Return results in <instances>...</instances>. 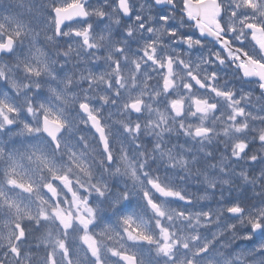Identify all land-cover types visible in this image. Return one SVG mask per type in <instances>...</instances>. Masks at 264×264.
<instances>
[{
  "label": "snow or ice",
  "instance_id": "1",
  "mask_svg": "<svg viewBox=\"0 0 264 264\" xmlns=\"http://www.w3.org/2000/svg\"><path fill=\"white\" fill-rule=\"evenodd\" d=\"M0 264H264V0H0Z\"/></svg>",
  "mask_w": 264,
  "mask_h": 264
},
{
  "label": "rangeland",
  "instance_id": "2",
  "mask_svg": "<svg viewBox=\"0 0 264 264\" xmlns=\"http://www.w3.org/2000/svg\"><path fill=\"white\" fill-rule=\"evenodd\" d=\"M69 196H70V194H69Z\"/></svg>",
  "mask_w": 264,
  "mask_h": 264
}]
</instances>
